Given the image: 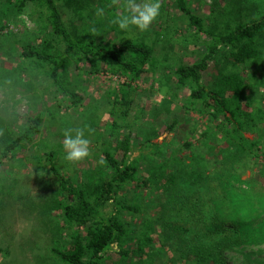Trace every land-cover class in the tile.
Listing matches in <instances>:
<instances>
[{
    "label": "trees",
    "instance_id": "16d2710c",
    "mask_svg": "<svg viewBox=\"0 0 264 264\" xmlns=\"http://www.w3.org/2000/svg\"><path fill=\"white\" fill-rule=\"evenodd\" d=\"M59 2L82 15L91 0H0V32L19 14H25L37 26L35 43L24 42L11 32L0 34L19 41V55L26 61L21 72L27 71L32 78L37 69H42L53 98L60 96L74 109L83 104L84 97L69 85L72 67L138 78L152 66V45L131 38L119 44L103 37L96 39L85 26L80 31L69 29ZM176 3L193 34L208 37L205 51L197 60L179 63L173 69L175 88H190L184 109L207 117L203 140L181 141L171 148L167 141H152L161 134L158 117L173 114L171 104L176 92L172 87L173 91L165 92L170 98L153 103L145 121L141 120L143 108L133 122L127 121L132 98L128 91L121 92L119 98L110 100L113 114L107 126L111 138L104 141L100 164L85 181H79L61 169L54 146L37 151L39 143L34 136L42 131L40 111L27 115L14 131L1 119L0 162L14 151L29 149L37 161L33 168L35 183L42 180L40 172L50 177L47 186L36 190V199L21 191L14 196L49 234L51 244L46 249L54 263L104 264L116 253L124 264L131 252L138 254L152 247L154 253L156 237L173 257L169 259L173 264L177 263L174 258H180L179 264H227L223 255L226 248L264 238V14L251 18L249 13L243 14L244 7L235 10L229 4L217 30L213 25L207 28L186 1ZM11 49L6 52L10 54ZM0 51L5 48L0 46ZM211 63L215 70L204 82ZM240 64L243 69L239 70ZM249 64L255 67L245 74L244 67ZM14 72L9 69L0 73V87L21 83ZM40 96L42 93L33 92L34 101ZM176 122L172 117L164 129H173ZM94 123L92 118L83 125ZM133 131L141 139L139 153L130 157ZM245 132L252 133L253 139H247ZM246 171L248 175L242 178ZM2 187L0 209L7 202L4 195L14 194L10 185ZM0 251L8 252L2 247Z\"/></svg>",
    "mask_w": 264,
    "mask_h": 264
},
{
    "label": "rangeland",
    "instance_id": "374dc122",
    "mask_svg": "<svg viewBox=\"0 0 264 264\" xmlns=\"http://www.w3.org/2000/svg\"><path fill=\"white\" fill-rule=\"evenodd\" d=\"M184 1L190 10L202 17L207 28L213 25L217 30L226 18L225 7H228L229 4L234 6L235 10L244 7L243 14L249 13L248 16L251 18L264 14V0ZM123 6L124 0H91L89 8L80 15L79 13L75 14L73 10L59 2L62 19L69 29L75 27L77 31H80L85 26L96 39L103 37L107 41L116 42V44L128 38L140 39L154 48L152 66H147L146 71L138 78H130L121 72L100 70L93 73L89 72L87 67H83L81 70L72 67L69 85L84 97L83 104L76 109L68 106V101L60 96H57V99L53 98L52 92L47 88L49 80L42 69L39 71L37 69L36 75L32 78L27 75V71L21 72L26 61L19 55L21 52L19 41L15 43L12 36L6 37L0 34V46L5 48L4 52L0 51V73L14 69L15 75H18V81L22 83L28 80L25 84L20 83L11 87L6 83L5 86L0 87V124L2 123L1 119L4 118L14 131L15 126L20 124L27 115H34L35 112L40 111L43 119L42 131L34 136V141L39 143L37 151L41 152L44 148L48 149L50 145L54 146L58 150L57 162L61 169L65 174L74 176L79 181H85L87 175L100 164L99 158L104 141L111 138L109 135L111 129L107 126L113 114L110 100L119 98L121 92L128 91L129 97L132 98V108L126 119L133 122L135 116L141 113L142 108L145 113L141 120H149L147 113L153 103H159L163 97L170 98L165 92L175 90L176 95L171 104L173 114L172 116L161 114L159 116L161 118L158 117L157 126L161 127L159 128L161 134L152 138V141L158 143L167 141L170 148L181 141L203 140L201 134L208 125L206 115L193 109H184L183 103H187L189 99L190 88L189 85H185L176 89L173 73L177 64H190L199 58L205 51V42L208 37L204 34H193V30L187 26L176 0H160L159 15L145 31L137 29L134 25H130L127 30L118 27L114 20L124 14ZM232 6H230L231 9ZM97 8L104 10L102 15H97ZM220 13H223V16L219 17ZM111 24L113 25L111 26ZM36 31L35 23L25 14H19L14 20L10 19L8 25L4 26L0 33L11 32L24 42L35 43L37 42L34 34ZM8 47H12L10 54L6 52ZM254 67V64H249L248 67H244L243 72L249 74ZM238 69H243L242 64L238 65ZM27 70L30 72L29 68ZM214 70L211 63L209 71L204 75V82L211 79ZM171 87L172 89H170ZM33 92L42 93L43 96L34 101ZM85 105L87 106L85 107ZM261 106L264 107V102ZM114 114L117 115L116 112ZM172 117L177 118L176 126L171 130H165V124L171 122ZM92 118L95 120L94 126L83 125ZM137 120L138 123L141 122L140 119L137 118ZM68 129L83 130L84 137L89 141L87 157L79 161L65 159L66 149L63 147V141L64 133ZM121 131H126V128H122ZM72 135H75V132ZM244 135L249 140L253 139V134L250 132H245ZM140 139L141 136L136 131L131 133V145L134 148L130 157L139 153L137 146ZM44 144H48V146H44ZM33 148L36 150V146ZM30 153L29 149L23 148L14 151L8 159L0 162V190L4 189L3 185H10V189L14 193L4 195L7 202L0 209V212L3 211V214L0 215V247L6 248L8 251H0V264H52L53 262L51 253L46 249L51 244L49 234L43 232L41 222L38 223L32 212L24 209L14 196L15 192L21 191L20 194H26V196L36 199L34 197L36 190L42 185L47 186L50 181L48 175L40 172L42 180L38 185L35 183L33 168L37 161H34ZM246 175H248V171L241 177L244 178ZM0 197H2L1 194ZM152 245L154 253H152V247L144 248L138 254L131 252L129 254L131 258L124 264L174 263L169 260L173 258L169 251L162 249L156 237ZM112 247L117 249L116 244H113ZM223 255L227 264H255L264 261V238L226 248ZM174 259L176 264H179L180 258ZM113 262L120 264L122 257L114 253L111 258L104 261V264H113ZM53 264L57 263L53 262Z\"/></svg>",
    "mask_w": 264,
    "mask_h": 264
},
{
    "label": "clouds",
    "instance_id": "9594fccd",
    "mask_svg": "<svg viewBox=\"0 0 264 264\" xmlns=\"http://www.w3.org/2000/svg\"><path fill=\"white\" fill-rule=\"evenodd\" d=\"M124 14L115 18L114 22L122 30L130 25L145 31L159 15L160 0H124ZM102 8H97V15L103 14ZM75 132V135L72 133ZM89 141L84 137L82 129H68L64 133L63 147L66 149L65 159L79 161L89 155Z\"/></svg>",
    "mask_w": 264,
    "mask_h": 264
}]
</instances>
